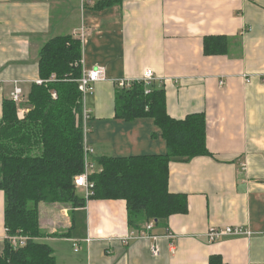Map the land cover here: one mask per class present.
Listing matches in <instances>:
<instances>
[{
  "label": "crops",
  "instance_id": "crops-1",
  "mask_svg": "<svg viewBox=\"0 0 264 264\" xmlns=\"http://www.w3.org/2000/svg\"><path fill=\"white\" fill-rule=\"evenodd\" d=\"M96 1L0 0V118L14 86L28 96L40 81L42 45L83 29L82 70L102 67L105 76L85 100L92 161L166 153L153 120L115 118L117 83L145 70L163 86L170 118L204 116L208 155L170 162L168 189L186 195L188 211L154 227L156 239H130L125 201L86 199L75 209L39 204L46 237L38 241L55 264H208L211 256L264 264V0H122L95 11ZM220 36L231 39L228 53L206 56L204 38ZM226 226L251 234L209 240L211 228ZM5 239L0 191V252Z\"/></svg>",
  "mask_w": 264,
  "mask_h": 264
},
{
  "label": "trees",
  "instance_id": "trees-1",
  "mask_svg": "<svg viewBox=\"0 0 264 264\" xmlns=\"http://www.w3.org/2000/svg\"><path fill=\"white\" fill-rule=\"evenodd\" d=\"M122 0H98L92 10L120 5ZM231 39L205 37L206 56L226 55ZM81 42L71 35L45 42L38 53L41 85L32 84L27 112L17 118V106L4 99L0 118V191L4 194L6 239L0 264H55L51 248L38 239L39 204L83 208L86 199L123 200L130 232L140 233L145 223L165 227L168 218L186 214L187 197L168 189L169 164L207 156L205 118L202 114L175 120L168 116L163 86L154 84L145 93L142 82L116 88L115 118L126 122L153 120L166 143L164 155L98 157L101 167L93 173L90 195L76 193L74 178L84 170L83 104L77 80L82 73ZM54 76V80H50ZM48 81V82H45ZM52 93L56 98H52ZM23 105V107H24ZM27 238L24 246L12 248L9 237ZM55 237H60L56 235ZM208 264H225L211 256Z\"/></svg>",
  "mask_w": 264,
  "mask_h": 264
},
{
  "label": "built area",
  "instance_id": "built-area-1",
  "mask_svg": "<svg viewBox=\"0 0 264 264\" xmlns=\"http://www.w3.org/2000/svg\"><path fill=\"white\" fill-rule=\"evenodd\" d=\"M76 39H78L81 44L85 41L86 34L84 30L82 29L76 36ZM245 81L248 82L249 78L245 77ZM105 79L104 76V69L102 67H96L90 70H82L80 79L77 80L78 83V90L82 96V104H83V113H82V119H83V134H84V170L81 174L77 175L73 180V185L75 189H82L85 193V198H88L90 195V190L92 187V184L89 181L90 176L93 173H96L100 170L96 169V163L92 161L91 157L93 156V149L89 147L87 144V135L89 133V121H90V115L88 111L85 108V100L86 97L93 94V88L94 85L98 82H101ZM54 80V76H51L50 80ZM45 81V82H48ZM134 82V81H133ZM138 82H142L145 93L148 94L151 87L155 84V77L152 72V70H145L143 72L142 78L138 80ZM41 80L38 81L36 84L41 85ZM132 84V82H118L117 86L119 88H127ZM223 82H220V85H222ZM52 98H56V94L52 93ZM15 105L17 106V118L19 120L23 119L27 110L23 108V105L27 103V96L24 95V92L22 88L19 85L14 86L13 92L11 93V98ZM154 228L153 221H149L145 223L143 230L140 233L132 234L131 240L136 239H156L157 236L152 235L151 231ZM250 231L242 228V227H236V226H226L222 228H211L208 232V238L210 241H215L216 239H220L222 237H242V236H250ZM166 237L170 239L171 241L174 239V236L170 234L169 232L166 233ZM28 237L22 236V235H15L13 237H9L8 240L10 242V245L12 248L16 249L19 247H22L25 245ZM128 238L126 239L127 242ZM88 242V241H87ZM78 250V247L75 249V251ZM153 254L157 253V249H152Z\"/></svg>",
  "mask_w": 264,
  "mask_h": 264
},
{
  "label": "rangeland",
  "instance_id": "rangeland-1",
  "mask_svg": "<svg viewBox=\"0 0 264 264\" xmlns=\"http://www.w3.org/2000/svg\"><path fill=\"white\" fill-rule=\"evenodd\" d=\"M96 167H99L97 164H96ZM101 167H99V169H100ZM76 190V193L77 194H81L82 192H81V190L82 189H75ZM80 190V192H78ZM83 191V190H82ZM59 205V204H58ZM64 210V208H59L58 207V209L56 210V212H53L54 213V215H55V217H54V219L56 220V222H61L62 220H63V211ZM67 211V210H66Z\"/></svg>",
  "mask_w": 264,
  "mask_h": 264
}]
</instances>
